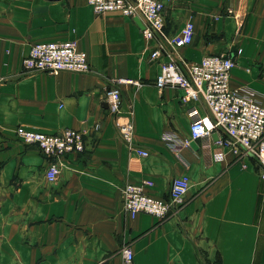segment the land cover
<instances>
[{"label": "crops", "instance_id": "obj_1", "mask_svg": "<svg viewBox=\"0 0 264 264\" xmlns=\"http://www.w3.org/2000/svg\"><path fill=\"white\" fill-rule=\"evenodd\" d=\"M160 1L167 34L188 20L195 29L192 43L172 57L191 63L210 53L232 56L230 88L254 91L264 106V0ZM143 25L139 17L95 14L87 0H0V264H121L123 246L134 264H264L257 160L218 146L216 133L175 149L167 137L189 136V108L200 117L211 112L203 101L182 103L181 88L155 86L168 57L150 59L158 39H146ZM64 40L86 53L90 71L24 69L31 45ZM121 77L139 83L118 85L120 114L132 112L131 141L147 157L119 135L105 100L106 87ZM18 125L80 130L86 148L65 154L57 180L46 182L45 158L17 138ZM182 175L189 189L175 213H124L126 182L150 180L147 193L165 198Z\"/></svg>", "mask_w": 264, "mask_h": 264}, {"label": "built area", "instance_id": "obj_2", "mask_svg": "<svg viewBox=\"0 0 264 264\" xmlns=\"http://www.w3.org/2000/svg\"><path fill=\"white\" fill-rule=\"evenodd\" d=\"M95 14L117 12L128 17L143 20L142 34L148 39L157 37L158 42L150 52V59L168 57L160 61L155 86L160 90L166 86L183 90L182 103L203 101L211 112V117H200L194 107L189 108L191 120L189 136L183 139L168 136L176 147H189L192 141L209 138L217 134L215 143L226 147L236 155L255 158L260 166V176L264 178V106L249 89H232L229 77L236 65L235 59L223 53H210L199 61L179 63L172 55L176 49L189 45L193 41L195 29L193 23L186 21L180 30L172 35L165 32L164 4L160 0H87ZM227 13H232L228 10ZM238 19L239 16L234 14ZM240 27L242 22H237ZM241 49L237 50L240 53ZM22 65L28 72L45 71L57 74L61 71L88 72L90 65L87 55L79 50L75 41H44L31 45L28 54L22 59ZM105 89V100L109 111L114 115V124L119 135L138 155L147 157L149 152L135 147L131 141L133 125L132 112L120 114L121 95L119 84L139 85L136 80L116 78ZM98 124L94 126L97 130ZM17 138L24 144L35 145L45 158L43 173L46 182H54L60 174V159L68 153H80L86 148L84 132L64 128L53 133H44L27 129L21 125L15 128ZM150 180L126 182L121 189L123 211L129 217L143 212L159 218L175 213L184 203L189 189L186 175L173 177L168 196L156 198L147 193ZM121 264H134V254L129 246L120 249Z\"/></svg>", "mask_w": 264, "mask_h": 264}, {"label": "rangeland", "instance_id": "obj_3", "mask_svg": "<svg viewBox=\"0 0 264 264\" xmlns=\"http://www.w3.org/2000/svg\"><path fill=\"white\" fill-rule=\"evenodd\" d=\"M1 167H2V162L0 161V169H1ZM37 175H38V177H41V174L39 172H37ZM0 237H1V233H0Z\"/></svg>", "mask_w": 264, "mask_h": 264}, {"label": "water", "instance_id": "obj_4", "mask_svg": "<svg viewBox=\"0 0 264 264\" xmlns=\"http://www.w3.org/2000/svg\"><path fill=\"white\" fill-rule=\"evenodd\" d=\"M137 21H138V19H137ZM190 145H191V146H194V145H195V142L192 141V142L190 143Z\"/></svg>", "mask_w": 264, "mask_h": 264}]
</instances>
